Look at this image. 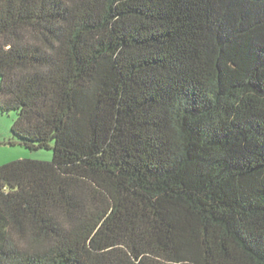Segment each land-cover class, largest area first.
<instances>
[{"label": "trees", "instance_id": "obj_1", "mask_svg": "<svg viewBox=\"0 0 264 264\" xmlns=\"http://www.w3.org/2000/svg\"><path fill=\"white\" fill-rule=\"evenodd\" d=\"M0 264H264V0H0Z\"/></svg>", "mask_w": 264, "mask_h": 264}, {"label": "rangeland", "instance_id": "obj_2", "mask_svg": "<svg viewBox=\"0 0 264 264\" xmlns=\"http://www.w3.org/2000/svg\"><path fill=\"white\" fill-rule=\"evenodd\" d=\"M15 118V112H0V166L19 160L50 162L51 149H29L12 134L11 126Z\"/></svg>", "mask_w": 264, "mask_h": 264}]
</instances>
